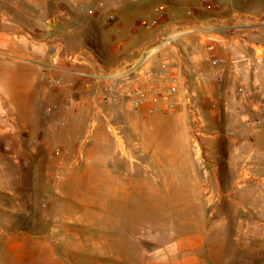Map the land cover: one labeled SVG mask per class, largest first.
Masks as SVG:
<instances>
[{"label": "rangeland", "instance_id": "374dc122", "mask_svg": "<svg viewBox=\"0 0 264 264\" xmlns=\"http://www.w3.org/2000/svg\"><path fill=\"white\" fill-rule=\"evenodd\" d=\"M100 1L105 4L99 6ZM194 1L201 4L200 0ZM220 1V10H201L192 21L168 19L147 31L140 26V18L152 14L153 8L165 0H151L142 9L111 0H0V32L5 34L0 35V113L16 106L17 90L6 86L14 73L22 74L21 89L27 88L23 110L63 111L52 122L54 137L46 143L45 137L32 134L22 141L8 136L0 144V162L15 179L23 175L24 188L34 192L33 203L38 207L37 213L24 216L25 230L16 231L31 241V261L10 263L2 244L5 255L0 257V264H180L176 262L180 249L188 246L184 253L190 255L191 239L199 243L193 251L201 258L199 264H239V256L242 254L244 259L246 254L242 252L245 240L254 244L252 241L258 237L264 241V226L260 230L254 226L258 221L264 223V174H238L233 179L228 175L217 196L209 194L217 193L211 185L197 186L194 182L189 191L180 190L181 181L190 178L182 174V167L166 163L162 154L165 145L158 143L157 134L145 132L161 124L102 102L99 87H90L87 92L84 84L95 80L87 75L84 65H73V72L65 70L68 66L63 58L70 52L64 54L63 49L95 47L101 38L97 37L98 31L113 30L114 23L107 19L109 11L120 19L131 17L140 35L126 49H134L142 42L143 49L171 46L183 33L193 31L198 40L207 44L203 38L206 34L224 36L234 30V19L223 20L226 13L242 14V23L246 16L253 17L255 29L264 23L259 17L264 0H252L259 5L242 6V11L239 6ZM53 2L68 4L72 18L66 12L65 21L53 23L46 19ZM40 11L45 20H33L41 17ZM261 28L260 36L250 37L264 45V26ZM102 38V46L98 47L104 53L100 55L103 63L110 66L118 60V52L107 51L108 34H102ZM150 40L153 42L148 45ZM15 49H23V53L13 52ZM32 59L39 61L33 92L30 79L35 71L28 65L34 62ZM49 76L60 79V84L49 86ZM68 86L72 90H67ZM17 89L21 90L19 85ZM52 94L50 103L41 106L40 99ZM79 98L86 99L82 111L66 106L69 99ZM66 113L75 116L68 119ZM67 119L69 129L62 133ZM175 125L177 135L185 136L186 124L179 121ZM187 139L194 155L200 158L191 132ZM178 143L181 146L182 142ZM197 160L201 172L204 167ZM199 191L201 197L183 196ZM241 191L248 197L239 196ZM260 204L262 212H258ZM11 206L19 209L20 203L16 199ZM32 222L34 226L30 228ZM42 248L55 257L38 259L44 252Z\"/></svg>", "mask_w": 264, "mask_h": 264}, {"label": "crops", "instance_id": "0c3cea01", "mask_svg": "<svg viewBox=\"0 0 264 264\" xmlns=\"http://www.w3.org/2000/svg\"><path fill=\"white\" fill-rule=\"evenodd\" d=\"M151 0H111L114 4H123L125 7H141L145 8ZM166 8L164 10V20L174 19L181 20L183 22L195 20L201 10L209 11L205 5L197 4L194 0H165ZM257 1V0H255ZM99 2V0H98ZM97 2V3H98ZM225 5L231 7L239 6L242 11V6H250L252 4L259 5L252 0H224ZM105 4V2H104ZM261 5V4H260ZM157 5L153 8L152 14L156 12ZM226 8V6H225ZM42 11V10H41ZM33 20H45L42 16ZM46 19L53 23L65 21L66 17L63 14L68 12V15L72 18L69 5L62 2H53V9L47 10ZM225 12V11H224ZM114 13V12H113ZM225 14V13H224ZM228 16V17H226ZM117 21L111 20L115 27L113 30L104 29L101 33L98 31L97 37L100 38L97 41L96 46L92 47L84 46L82 49L94 50V54H86L89 64L84 65L88 71L87 74L95 73L101 67H110L121 61L124 58H132L137 56L141 49H143V42L134 47V49H126L129 45H132L138 35L133 25L131 17H125L120 19L117 15ZM180 17V18H179ZM223 20L230 18L234 22V33L226 34L224 36L216 33L206 34L205 37L208 43L215 45V54L211 58H207L206 44L201 40H198L197 32H187L179 36V41L171 46H164L159 48L150 59L147 61V65L157 66L162 61L169 63V70L177 75V90L174 95L175 107L173 111L163 112L158 114L145 115L138 112L130 111L129 109L123 110V107L116 105L118 110L126 111V113H132L140 116L144 121H156L161 124L159 128H147L146 133L157 134V141L160 144L165 145V151H162L165 159L168 160L167 164L182 167L180 171L182 174L187 175L190 180L183 179L181 181L180 190L189 191L190 183H195L197 186L211 185L217 190V193H209L211 196H217L220 194V189L225 182V177L231 175L232 179L238 174L256 175V173L264 174V49H258L255 47V41H251L250 36H260L262 28L264 26V11L260 14V19L263 24L258 25L255 29L252 26V18L243 19L242 14L237 15L232 13L230 15H222ZM257 17V16H256ZM255 17V19H256ZM257 17V19L259 18ZM108 19V18H107ZM71 20V19H70ZM110 20V19H108ZM238 20L239 23H235ZM222 21V20H221ZM183 25V24H182ZM242 30L246 36L245 41H242ZM102 34L109 35V41L107 45V51L110 54L118 52V60L114 61L110 66L103 63L100 52L102 53ZM236 35V36H235ZM201 36V35H200ZM238 36V37H237ZM212 40V41H209ZM190 44L185 42H189ZM153 41H148L150 45ZM154 46H150L148 49H153ZM77 49H71L62 52L67 54L68 52L75 51ZM10 51L11 50H6ZM13 52L22 54L23 49H15ZM153 52V50H152ZM104 53V52H103ZM228 54L235 59L236 64L239 67V73L244 75L246 89L250 92L249 95H240L235 90V84L232 78L228 75L227 78L218 83L214 76V70L218 66L216 57L222 54ZM113 56V55H112ZM112 57L109 59L111 60ZM247 59L250 60L247 63ZM34 62H30L31 71H35L34 75L30 79V91H34V86L38 79V62L32 59ZM36 62V63H35ZM80 69V68H79ZM83 69V68H82ZM62 74V73H61ZM66 74V72H65ZM70 77L69 75L67 78ZM23 83L22 74H11L10 80L6 86L15 87L17 90L16 106L13 110H9L5 114L0 116V144H3L8 136H14L16 140L22 141L24 136L38 134L45 137V143L51 137H54V132L51 131L52 122L55 119H59L63 114V111H51L47 110H23V103L25 102L24 94L27 93V88L21 89ZM103 83L95 81V83L87 82L84 84L87 88V92L95 86L98 90L99 85ZM260 88H257V85ZM20 86V91L17 87ZM5 86V85H4ZM91 87V88H90ZM67 90H72L68 86ZM191 92L195 97V108L197 114L202 119L203 129L205 134L201 137L202 156L196 157L194 155V148L191 147L189 141H187L190 135L192 126V112L188 109L186 104L187 93ZM52 96H45L40 99L41 106L50 103V100L54 98ZM5 100V99H4ZM38 101V100H37ZM86 101V99H85ZM1 110V102H0ZM123 113V112H122ZM65 114V113H64ZM67 118L75 116L71 113H66ZM248 116H257L262 119L260 126H250L245 123V119ZM67 121V125L63 127L64 132L69 129L70 122ZM182 121L186 124L185 136L179 137L178 127L175 123ZM149 122V121H148ZM4 137V140L2 139ZM178 142H182L179 146ZM198 159V160H197ZM197 161L201 162V166L204 169L200 172ZM32 161H36L32 159ZM20 180L15 179L9 175L7 167L3 166L0 162V257H4L1 251L2 244L5 245L6 255H8L7 261L10 263H22L29 262L32 259V255L29 249V243L27 238L23 239L21 235L16 231H24L23 219L26 214H35L38 212V207L33 203V191L26 190L23 183V175L18 176ZM196 178V179H195ZM264 179V175L261 176ZM248 197V195L239 193V196ZM184 197H201L199 191L193 194L186 193ZM18 200L20 203L19 209L12 205L13 200ZM258 212H262L263 206L258 205ZM32 220V218H30ZM28 219V220H30ZM48 221V220H47ZM33 223V222H32ZM31 223V224H32ZM34 226V223L30 225V228ZM258 230L262 229L264 223L256 222L255 225ZM260 235V234H259ZM261 236V235H260ZM245 240L243 246V253L246 252L244 259L243 255L239 256V264H264V241L258 237L252 241ZM199 243H193L191 239L190 249L191 254L184 253V249L188 246L180 249L181 254L178 256L177 263L185 264L188 261L199 264L200 256L193 253L194 248L198 247ZM41 256L38 259H50L54 258L53 253L47 252L48 249L42 248Z\"/></svg>", "mask_w": 264, "mask_h": 264}, {"label": "built area", "instance_id": "2783aa9c", "mask_svg": "<svg viewBox=\"0 0 264 264\" xmlns=\"http://www.w3.org/2000/svg\"><path fill=\"white\" fill-rule=\"evenodd\" d=\"M209 11H216L222 8L220 0H200ZM99 6H103L104 2L100 1ZM166 5L164 3L157 5L156 12L146 15L139 20V24L147 31L154 30L164 20V10ZM108 19L117 21L116 15L109 11ZM223 29V27H217ZM233 35L234 30L229 32ZM236 36V35H235ZM238 37V36H237ZM170 40V38L168 37ZM242 41L245 37L242 36ZM255 47L264 49V45L255 43ZM153 50V52H152ZM158 49H141L139 54L132 58H124L118 63L110 67H101L95 73L88 76L95 81L100 82L99 86L101 93V101L108 104L123 106L130 111L142 113L145 115L158 114L163 112H170L174 110L175 101L174 95L177 90V75L169 70V63L167 61L160 62L157 66L152 64L146 66L147 61L151 55ZM207 58H211L215 54V45L213 43L206 44ZM57 49H54L56 53ZM93 55L94 50H80L71 51L63 59L68 68L67 71H74L71 67L75 64L88 65L86 54ZM218 66L214 70V76L218 83L223 82L229 75L234 84L235 90L240 95H249L250 92L246 89L245 77L239 73V67L232 56L224 53L216 57ZM250 60L247 59V63ZM61 68L59 66H55ZM86 75V73H81ZM49 86H57L60 84V79L49 76L46 79ZM260 88L258 84L256 86ZM186 104L188 109L192 112V126L191 131L194 137V144L197 153L202 156L201 137L205 134L202 125V119L197 114L195 108V97L191 92L187 93ZM67 107H72L74 110L82 111L86 106V101L83 98L69 99L66 104ZM264 111V108L262 109ZM245 123L250 126H260L262 119L257 116H248Z\"/></svg>", "mask_w": 264, "mask_h": 264}, {"label": "bare ground", "instance_id": "6f19581e", "mask_svg": "<svg viewBox=\"0 0 264 264\" xmlns=\"http://www.w3.org/2000/svg\"><path fill=\"white\" fill-rule=\"evenodd\" d=\"M0 35L3 36V35H5V34H4V32H0Z\"/></svg>", "mask_w": 264, "mask_h": 264}]
</instances>
